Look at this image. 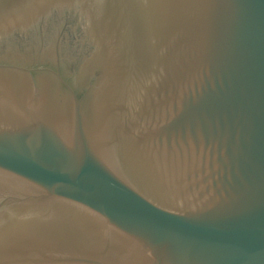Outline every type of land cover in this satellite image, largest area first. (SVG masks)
I'll return each instance as SVG.
<instances>
[{
    "label": "water",
    "instance_id": "1",
    "mask_svg": "<svg viewBox=\"0 0 264 264\" xmlns=\"http://www.w3.org/2000/svg\"><path fill=\"white\" fill-rule=\"evenodd\" d=\"M0 264H264V0H0Z\"/></svg>",
    "mask_w": 264,
    "mask_h": 264
}]
</instances>
